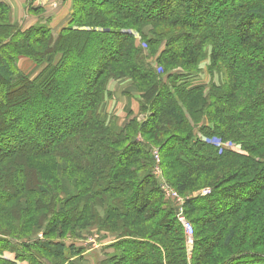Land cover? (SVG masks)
I'll list each match as a JSON object with an SVG mask.
<instances>
[{
  "label": "trees",
  "instance_id": "obj_1",
  "mask_svg": "<svg viewBox=\"0 0 264 264\" xmlns=\"http://www.w3.org/2000/svg\"><path fill=\"white\" fill-rule=\"evenodd\" d=\"M72 1L59 32L0 1V264H84L92 231L116 236L97 264H264V0ZM111 80L140 95L122 126L104 112ZM156 164L185 196L190 250Z\"/></svg>",
  "mask_w": 264,
  "mask_h": 264
},
{
  "label": "rangeland",
  "instance_id": "obj_2",
  "mask_svg": "<svg viewBox=\"0 0 264 264\" xmlns=\"http://www.w3.org/2000/svg\"><path fill=\"white\" fill-rule=\"evenodd\" d=\"M60 1H64V0H60ZM72 1V0H71ZM12 8V7H11ZM72 13H73V1H72V11H71V13H70V20H69V22L68 23H70V21H71V19H72ZM12 19L13 20H15L16 21V18H15V16H14V14H13V11H12ZM19 22V21H18ZM37 24L39 23V22H36ZM35 23V24H36ZM35 24H33V25H35ZM49 26H50V23H49ZM65 26H67V25H65ZM51 27V26H50ZM63 28V27H62ZM61 28V29H62ZM53 29V28H52ZM60 29V30H61ZM60 30H58V32L60 31ZM54 31H56L55 29H54ZM137 42H138V44H141V46H143L144 47V50H145V53L147 54V52H148V47L146 46V45H142V42H144V41H142V39L140 38V36L137 34ZM155 56H152V59H150V61L152 62V64L154 65V66H156V64H155ZM29 63H30V59L28 58V57H21V58H19V61H18V67L22 70V71H24V72H28V71H30V70H32V68H33V65H29ZM207 63H209V59H207V60H205L204 61V63H202V65H201V71H200V73H199V76H198V78L196 79V83L195 84H199V85H205V86H207L208 87V85H209V83H210V81L211 80H214L215 82L216 81H218V79H219V76H218V74H214V75H211V74H209L208 73V70H207ZM33 64V63H32ZM157 67V66H156ZM157 69L160 71L161 70V67H157ZM174 72L175 71H177L178 72V70L177 69H174L173 70ZM112 81V80H111ZM110 81V82H111ZM114 81H121L122 82V84H126V85H124L123 87H125V90H127L128 92L127 93H135V94H138L139 95V91H138V89L134 86V84L130 81V80H114ZM110 82H109V85H108V87H107V90H108V92H109V94H110V97H108V100H107V109H106V107H105V110H104V112H106V113H108L109 114V116H115L116 118H117V122H118V124H120L121 126H122V124L120 123L121 122V118H125L126 120H127V122L129 121V120H131L133 117H135V116H138V117H140L141 116V114H140V112H139V108H138V112L137 113H135L134 112V110H133V108H131L132 107V104H134V100H133V103H132V100H131V97H132V95L131 94H127V99H125L124 98V101H126L127 102V104L125 105V106H123V107H121L120 109H119V112L117 113V109H116V107H114L113 109H112V111H110V108H109V103H110V100H112V103H114L115 101H113V99L111 98L112 97V92L110 91V88H109V86H110ZM61 88H64V86H60V87H54L53 88V90L54 91H56V92H58V90L59 89H61ZM78 89H79V87H78ZM74 90V89H73ZM134 97V99L136 100V97H135V95L133 96ZM26 98V97H25ZM139 99H140V95H139ZM139 99H138V105H139ZM43 103L44 102H42L41 104L43 105ZM38 104V103H37ZM57 105H55V106H52V107H54V108H56L57 109V107H56ZM60 107V105L58 106V108ZM25 109H28V108H25ZM25 109H20V110H17L16 111V113H10L9 115H6L5 113V115L3 114V116L1 117V120H2V123H3V120H4V118H5V121L7 122L9 119H12V117H14V116H21L20 118H21V121L23 120L24 122H26V120H25V118H26V115L30 112V110H25ZM64 111H65V109L62 107V105H61V107H60V109H59V112H61V113H64ZM121 112V113H120ZM60 113V114H61ZM121 115H120V114ZM123 113H124V115H123ZM118 114V115H117ZM4 126V125H3ZM23 127V126H22ZM28 134V131H27V129L24 131V134ZM204 138V140H210V142L212 143V144H214L215 146H217L220 150H224V149H226V150H230V151H236V152H241L242 151V147L240 146V145H238L237 143H232L231 144V146L230 147H226V146H223V145H221V144H219V145H217L216 143H215V140H220V142L221 143H226L225 141H223L222 139H220L219 137H213V138H206V137H203ZM9 145H10V147H15V145H16V140L15 141H9ZM238 146H240V147H238ZM154 152H157L158 153V151L155 149L154 150ZM155 160H157V159H155ZM162 168V166L161 165H158L157 166V164H156V166H155V168ZM160 168V169H161ZM157 176V175H156ZM159 180H162V181H165V183H166V194L164 193V195H165V197H166V199H169V200H171V201H173L176 205L179 203V201L181 200V201H185V196L184 195H180L178 192H177V190H175L174 189V187L173 186H171V185H169V183L165 180V178L164 177H162V169H161V175H160V179ZM160 183H161V186H162V182L160 181ZM168 189H169V191H171V192H173V191H176L178 194H179V196L181 197L180 199L176 196V197H174V196H170L169 195V193H168ZM204 189H208V187H206V188H203L202 190H204ZM202 190H200V191H193L194 193H198V192H201L202 193ZM192 192V193H193ZM210 192H211V190H210ZM209 194V193H208ZM12 215H13V217H14V219L12 220V224H19L17 221H22L23 219H21L20 218V220H18V219H16V211H13V213H12ZM24 218V217H23ZM19 226H21V225H19ZM88 232H86V234L85 235H83V237H81V239H78L77 240V242L79 243V246L81 247V248H84V249H86L85 251H84V253H83V258L82 259H80V261H82L84 264H97L98 263V261H100V259H105L108 255H111V254H113V252L115 251V249H114V247H112V242H114L115 241V238H116V236H112V235H110L109 236V239H108V237L106 236L107 235V233L106 232H101V233H98L97 231H92L91 233H88ZM20 240V239H19ZM70 242L71 241V239L70 240H67V242ZM89 242V244H87ZM94 242H96V243H99V244H97V245H93L94 244ZM188 249L190 250L191 248H189L188 247ZM9 256V255H8Z\"/></svg>",
  "mask_w": 264,
  "mask_h": 264
},
{
  "label": "crops",
  "instance_id": "obj_3",
  "mask_svg": "<svg viewBox=\"0 0 264 264\" xmlns=\"http://www.w3.org/2000/svg\"><path fill=\"white\" fill-rule=\"evenodd\" d=\"M3 2H6L10 4L12 7L13 14L16 18V21H19V23L24 26L25 28L32 26L36 22L41 21H47L50 23V26L55 29L56 31L60 30L65 25H68L70 20V13L72 11V1L71 0H0ZM32 4L34 7H41L43 11L39 14L37 13H31L29 12V5ZM29 65H33L32 62L29 63ZM126 84H122L120 81H114L112 80L110 82V91L112 92V99L115 101L112 103V100H110L109 108L110 111L114 107L117 109V113L119 112V109L127 104L126 101H124V98L127 99V94H131V100L134 104H132V107L134 112H138V94L133 93H127L128 91L125 90V87H123ZM136 97V100L134 99V96ZM121 113V112H120ZM119 113V114H120ZM118 115V114H117ZM121 115V114H120ZM124 115V113H123ZM126 118V117H125ZM124 117L121 118V124L124 125L127 120ZM109 239V236H107ZM99 244V243H97ZM77 245L79 243L77 242Z\"/></svg>",
  "mask_w": 264,
  "mask_h": 264
},
{
  "label": "built area",
  "instance_id": "obj_4",
  "mask_svg": "<svg viewBox=\"0 0 264 264\" xmlns=\"http://www.w3.org/2000/svg\"><path fill=\"white\" fill-rule=\"evenodd\" d=\"M143 45H145V44L143 43ZM215 143L217 145L221 144V145L226 146V147H230L231 144H232L229 141L226 142V143H221L220 140H215ZM154 154H155V158L157 159L156 162L159 163V156H158L157 152H154ZM154 173L157 175V177H160V175H161V169L158 168V167L155 168ZM161 187H162L164 193L166 194V183H165V181H162V186ZM168 193H169L170 196H174V197L177 196L179 199L181 198L176 191L171 192L168 189ZM208 193H210V188L202 190V193L201 194L202 195H205V194H208ZM183 203H184V201H181L180 200L179 203L177 204V206H178V208H177V217H178V220L180 221V223L183 225V227L185 229V232H186V235H187V246L189 248H191L192 247V244H193L194 230H193L192 223L184 215V211H183V207H182V204ZM93 245L95 246V245H97V243L94 242Z\"/></svg>",
  "mask_w": 264,
  "mask_h": 264
}]
</instances>
